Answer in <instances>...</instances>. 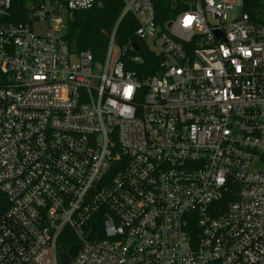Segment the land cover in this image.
Segmentation results:
<instances>
[{"label":"built area","instance_id":"obj_1","mask_svg":"<svg viewBox=\"0 0 264 264\" xmlns=\"http://www.w3.org/2000/svg\"><path fill=\"white\" fill-rule=\"evenodd\" d=\"M104 1L14 24L0 0V264L77 245L70 264H264V0L255 19L244 0H195L164 28L151 0H122L97 62L65 32ZM141 51L158 62L140 82Z\"/></svg>","mask_w":264,"mask_h":264},{"label":"trees","instance_id":"obj_2","mask_svg":"<svg viewBox=\"0 0 264 264\" xmlns=\"http://www.w3.org/2000/svg\"><path fill=\"white\" fill-rule=\"evenodd\" d=\"M45 0H12L8 20L14 24L29 23L39 7ZM65 2V0H59ZM156 17V24L162 28L170 23L179 13L187 9L181 0H151ZM244 12L255 19V10H261L263 0H244ZM124 9L122 0H105L100 8L88 11L74 12L67 21L65 39L72 52L80 53L89 51L93 54L95 61L101 62L105 58L110 36ZM137 23L131 16L119 22L116 31L117 45L129 48L135 40ZM142 62L129 64L128 70L133 71L138 80L144 81L149 75L155 74L154 66L158 62L154 54L141 51ZM125 63L128 65L126 58ZM9 209V203L0 191V218ZM64 247H67L64 245Z\"/></svg>","mask_w":264,"mask_h":264},{"label":"rangeland","instance_id":"obj_3","mask_svg":"<svg viewBox=\"0 0 264 264\" xmlns=\"http://www.w3.org/2000/svg\"><path fill=\"white\" fill-rule=\"evenodd\" d=\"M230 1H232V0H230ZM235 1L237 2L238 5H240V1L241 0H235ZM181 2L185 6H187L186 10H190L195 4V0H181ZM43 5H44V9H46V10H41L40 11V15L42 17H44L46 12L53 13V8H52V6L50 4V0H45L43 2ZM229 18H230V16H229ZM48 24H49V20H47L46 22H41L40 24L34 25L35 26V30L41 35L48 34V33H50V30H48ZM257 165H255V166H257ZM261 169H263V171H264V160H262Z\"/></svg>","mask_w":264,"mask_h":264},{"label":"water","instance_id":"obj_4","mask_svg":"<svg viewBox=\"0 0 264 264\" xmlns=\"http://www.w3.org/2000/svg\"><path fill=\"white\" fill-rule=\"evenodd\" d=\"M56 1H57V0H50V4H51L52 7L55 6ZM47 15H48V14H47ZM133 47H134L136 50L138 49V45H137L135 42L133 43ZM79 250H80V246H79V245H77V246L71 248V249H70L69 251H67V252H64V249L61 248V249H60V252H61V256H60L61 264H70V263H71V260H72L73 258H75L76 255L78 254Z\"/></svg>","mask_w":264,"mask_h":264},{"label":"snow or ice","instance_id":"obj_5","mask_svg":"<svg viewBox=\"0 0 264 264\" xmlns=\"http://www.w3.org/2000/svg\"><path fill=\"white\" fill-rule=\"evenodd\" d=\"M130 92H131V88H130V87L127 88V89H125V95H126V96H127Z\"/></svg>","mask_w":264,"mask_h":264}]
</instances>
